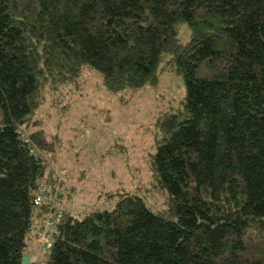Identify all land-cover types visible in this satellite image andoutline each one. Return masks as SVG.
<instances>
[{
    "label": "trees",
    "instance_id": "16d2710c",
    "mask_svg": "<svg viewBox=\"0 0 264 264\" xmlns=\"http://www.w3.org/2000/svg\"><path fill=\"white\" fill-rule=\"evenodd\" d=\"M83 66L115 92L174 69L185 95L154 121L159 200L107 191L75 212L63 187L44 249L33 196L56 169L35 112ZM31 247L35 264H264V0H0V264Z\"/></svg>",
    "mask_w": 264,
    "mask_h": 264
},
{
    "label": "rangeland",
    "instance_id": "374dc122",
    "mask_svg": "<svg viewBox=\"0 0 264 264\" xmlns=\"http://www.w3.org/2000/svg\"><path fill=\"white\" fill-rule=\"evenodd\" d=\"M176 30L181 43L189 40L185 22L177 23ZM184 95V80L174 69L159 73L154 83L115 92L89 66H83L65 94L55 100L50 95L35 117L54 141L52 164L68 192L66 205L75 212L111 207L114 200L107 201L105 192L122 189L147 202L159 200L148 166L155 151L154 121ZM34 250L29 251L32 260Z\"/></svg>",
    "mask_w": 264,
    "mask_h": 264
},
{
    "label": "built area",
    "instance_id": "2783aa9c",
    "mask_svg": "<svg viewBox=\"0 0 264 264\" xmlns=\"http://www.w3.org/2000/svg\"><path fill=\"white\" fill-rule=\"evenodd\" d=\"M50 177L51 181L49 183H41L33 196V203L35 206H39L41 204H47L49 206V209L44 213L45 217L43 219L42 228L38 232L36 231L37 215H34L31 217V227L28 231V235L30 236L29 241H32L33 238L36 239V241L39 242L44 249H48L51 246V238H53L54 234H56L55 226L59 222L62 214V203L60 200V195L63 192L61 185L62 176L61 174H58L57 170H54L50 174ZM36 232L37 234L35 235ZM40 254L41 250L39 248H35V261L39 258ZM34 260L32 261V264H35Z\"/></svg>",
    "mask_w": 264,
    "mask_h": 264
},
{
    "label": "water",
    "instance_id": "95a60500",
    "mask_svg": "<svg viewBox=\"0 0 264 264\" xmlns=\"http://www.w3.org/2000/svg\"><path fill=\"white\" fill-rule=\"evenodd\" d=\"M29 259H30L29 255H27V254L24 255L22 258L21 264H32L29 262Z\"/></svg>",
    "mask_w": 264,
    "mask_h": 264
},
{
    "label": "crops",
    "instance_id": "0c3cea01",
    "mask_svg": "<svg viewBox=\"0 0 264 264\" xmlns=\"http://www.w3.org/2000/svg\"><path fill=\"white\" fill-rule=\"evenodd\" d=\"M29 257H30V259H29V260H31V257H32V256H29Z\"/></svg>",
    "mask_w": 264,
    "mask_h": 264
}]
</instances>
